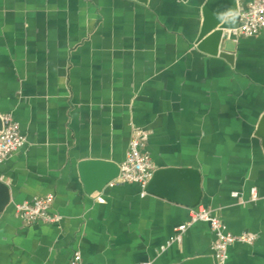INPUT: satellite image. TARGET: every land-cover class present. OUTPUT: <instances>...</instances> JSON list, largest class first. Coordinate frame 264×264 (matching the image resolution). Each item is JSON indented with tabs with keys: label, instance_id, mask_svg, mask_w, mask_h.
Returning <instances> with one entry per match:
<instances>
[{
	"label": "crops",
	"instance_id": "obj_1",
	"mask_svg": "<svg viewBox=\"0 0 264 264\" xmlns=\"http://www.w3.org/2000/svg\"><path fill=\"white\" fill-rule=\"evenodd\" d=\"M244 1V0H243ZM204 0H0V114L26 137L0 162V264H173L214 255L207 221L136 182L87 193L78 164L121 163L134 130L155 169L200 172L199 205L252 244L224 264H264V31L226 39L233 62L195 41ZM242 0H238V4ZM227 24L237 25V15ZM52 195L58 222L20 218L15 204ZM103 198V201L99 200ZM216 261V258L214 256Z\"/></svg>",
	"mask_w": 264,
	"mask_h": 264
},
{
	"label": "built area",
	"instance_id": "obj_2",
	"mask_svg": "<svg viewBox=\"0 0 264 264\" xmlns=\"http://www.w3.org/2000/svg\"><path fill=\"white\" fill-rule=\"evenodd\" d=\"M237 25L228 28L224 32L227 39L237 40L241 36H255L264 31V0H242L237 12ZM3 127L0 130V162L12 153L19 150L25 143L26 137L21 131L19 122L10 114L1 115ZM147 133L142 130H134L129 140L125 159L120 163V172L117 177L107 183L106 186H114L124 182H136L145 186L149 182L155 170V165L150 154L145 150ZM100 201L103 198L99 197ZM53 202L52 195L37 196L32 200H26L15 204V209L20 218L28 223L44 221L58 222L60 216L51 213ZM203 220L210 224L214 235L213 248L216 262L223 264L227 258L228 246L235 242L252 244L256 236L251 233L235 234L227 229L225 222L209 207L198 205L190 208V219L175 228V234L171 241L180 239L181 233L192 223ZM70 264H83L81 254L75 252ZM139 264H154L153 261H143Z\"/></svg>",
	"mask_w": 264,
	"mask_h": 264
},
{
	"label": "water",
	"instance_id": "obj_3",
	"mask_svg": "<svg viewBox=\"0 0 264 264\" xmlns=\"http://www.w3.org/2000/svg\"><path fill=\"white\" fill-rule=\"evenodd\" d=\"M148 2V0H139ZM238 0H204L201 6L202 21L198 28L196 45L210 55L218 56L232 63L234 53L226 44L224 32L231 28L227 24L229 16L236 15ZM3 120L0 114V130ZM255 135L262 139L264 148V112L257 124ZM119 163L101 159L87 158L78 164L81 181L87 193L102 191L107 183L118 176ZM145 192L160 195L190 208L199 205L202 197L200 172L193 167H159L144 188ZM8 186L0 180V210L9 202ZM214 255H196L173 264H219ZM224 264V263H223Z\"/></svg>",
	"mask_w": 264,
	"mask_h": 264
}]
</instances>
